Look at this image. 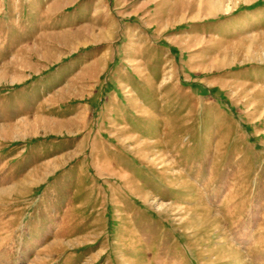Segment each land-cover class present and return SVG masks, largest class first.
Listing matches in <instances>:
<instances>
[{"label": "rangeland", "instance_id": "obj_1", "mask_svg": "<svg viewBox=\"0 0 264 264\" xmlns=\"http://www.w3.org/2000/svg\"><path fill=\"white\" fill-rule=\"evenodd\" d=\"M0 264H264V0H0Z\"/></svg>", "mask_w": 264, "mask_h": 264}]
</instances>
